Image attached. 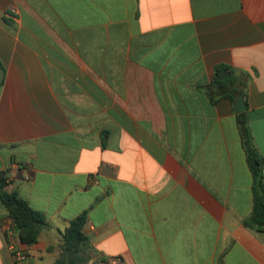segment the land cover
<instances>
[{
  "label": "crops",
  "instance_id": "crops-1",
  "mask_svg": "<svg viewBox=\"0 0 264 264\" xmlns=\"http://www.w3.org/2000/svg\"><path fill=\"white\" fill-rule=\"evenodd\" d=\"M0 64V171L48 221L28 245L0 202V264H54L84 212L88 264H264L211 88L229 67L264 159V0H0Z\"/></svg>",
  "mask_w": 264,
  "mask_h": 264
},
{
  "label": "trees",
  "instance_id": "trees-1",
  "mask_svg": "<svg viewBox=\"0 0 264 264\" xmlns=\"http://www.w3.org/2000/svg\"><path fill=\"white\" fill-rule=\"evenodd\" d=\"M227 71L232 73L231 69L224 65H219L215 68V77L211 88L214 95L226 97L231 102H234V98L240 90L226 93L231 77L227 79L222 77ZM1 83L0 79V86ZM214 101H216L215 97ZM237 122L241 133L242 145L246 153L247 164L253 177V211L244 220V224L257 231H264V159L253 142L247 114L245 112L237 114ZM7 183V178L0 171V202L12 219L14 230L18 233L21 241L28 245L35 244L38 242L39 235L42 229L47 226L48 221L43 213L33 209L18 192L7 190ZM86 222L87 212H84L69 223V226L62 233L61 255L54 264H88L90 262L92 259L90 254L92 247L84 233ZM101 259L103 262H108L105 257Z\"/></svg>",
  "mask_w": 264,
  "mask_h": 264
},
{
  "label": "water",
  "instance_id": "water-1",
  "mask_svg": "<svg viewBox=\"0 0 264 264\" xmlns=\"http://www.w3.org/2000/svg\"><path fill=\"white\" fill-rule=\"evenodd\" d=\"M228 76L229 74L225 73L222 78L226 79ZM234 104H235V113L237 114L244 113L248 109V105L245 102L244 97L241 93L236 94L234 98Z\"/></svg>",
  "mask_w": 264,
  "mask_h": 264
},
{
  "label": "built area",
  "instance_id": "built-area-1",
  "mask_svg": "<svg viewBox=\"0 0 264 264\" xmlns=\"http://www.w3.org/2000/svg\"><path fill=\"white\" fill-rule=\"evenodd\" d=\"M9 249L13 258L17 261H27V264H35L34 262L28 261V255L23 251L18 250L14 245L9 246Z\"/></svg>",
  "mask_w": 264,
  "mask_h": 264
}]
</instances>
